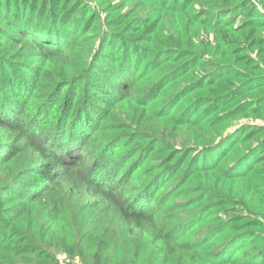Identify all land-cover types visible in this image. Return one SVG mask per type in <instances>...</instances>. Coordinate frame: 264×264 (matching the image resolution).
<instances>
[{
    "label": "trees",
    "instance_id": "16d2710c",
    "mask_svg": "<svg viewBox=\"0 0 264 264\" xmlns=\"http://www.w3.org/2000/svg\"><path fill=\"white\" fill-rule=\"evenodd\" d=\"M146 1L125 18L112 1L0 0V264H56L53 251L103 264L96 247L110 243V223L124 241L116 257L134 246L131 264L147 255L146 264H264V126L223 133L264 108V0ZM176 15L187 19L180 32L198 15L212 29L201 53L194 37L173 45L163 32ZM200 57L207 68L191 70ZM175 82L173 94L161 92ZM198 89L225 110L194 144L176 147L142 127L147 109L173 126L195 124L196 97L185 95ZM196 175L197 191L246 214L227 210L197 237L191 217L202 223L209 208L194 194L198 206L180 217L173 196Z\"/></svg>",
    "mask_w": 264,
    "mask_h": 264
},
{
    "label": "rangeland",
    "instance_id": "374dc122",
    "mask_svg": "<svg viewBox=\"0 0 264 264\" xmlns=\"http://www.w3.org/2000/svg\"><path fill=\"white\" fill-rule=\"evenodd\" d=\"M87 1H90L91 4L100 5V8L102 7L103 9H105V5H107L109 1H112L115 6L120 7V12L117 11L116 13H118L119 16L122 15V13L125 14L124 16L125 18L128 17V12H130L131 8H135L136 6L140 8H146L147 4H149L146 0H87ZM100 8L99 10H101ZM226 15L229 16V14L227 13ZM132 16L133 14H131L128 19H130ZM103 17H108V16H105V13L103 12ZM185 18L183 15H181L180 18L178 17V15L167 16V18L164 20L165 28L163 29V32L166 33V36L169 37L173 45H177V44L179 45L184 40L183 35L181 33H184L185 35L190 36V37H194L193 38V41H194L193 50L197 51L198 53H201L203 51V48L199 41L212 38V32H211L212 29L209 27H205L201 23L198 24L197 23L198 20L202 18L201 15H198L197 22L193 26L191 33L180 32L179 31L180 26L184 24L187 20ZM86 36H87L86 40L88 41L90 40L94 44L95 49L97 50L100 46L98 35H96L95 33L87 32ZM191 52L193 51H190L189 54ZM182 53H185V52H182ZM196 55L199 56V54H196ZM88 56H90V54ZM186 58L187 57L185 56L183 60H186ZM204 61L205 59H202L200 57V60L196 63V65L191 67L190 69L194 70V69L201 68V70H203L202 68H207L202 65ZM166 66L171 67L169 63ZM158 77H159L158 74L152 75V78H158ZM181 86H182V82L180 83L175 82V85H173L172 88L163 87V86H159V87L162 88L161 92H163L164 94H173L175 89ZM194 97H196V104L194 107V112L195 113L201 112L199 116L197 114L194 115V119L196 120L195 124L190 123L191 125H186L183 127L173 126L170 122H167V120L157 118L153 114H150V111L147 109L145 110V112H142V117L144 121L142 124V127L148 130L149 132L156 134L157 136L159 135L163 136L161 138H163L164 140H168V143L175 145L176 147H180V146L182 147L183 144L185 145L194 144L193 143L194 135L198 134L197 137H199V136H202V134H206V132L209 130H214L215 127H212V126L207 127V125L209 124V122H213L217 118L218 119L221 118L225 110L224 106L221 103L216 104L213 100H209L206 102L202 91L199 89L196 90V93L185 95V99H188V100H192L194 99ZM127 106L128 105L124 106V108H126ZM197 109L199 112L196 111ZM260 111L246 112L245 113L246 115L238 116L236 118L231 119L228 122V125L225 127L223 133L225 135L231 134L236 129L242 128L243 126H256V125L263 126L264 125V108L262 109L261 112ZM200 123H204L203 127H197V124H200ZM216 137H218V135ZM218 148L220 147H216L214 151H216ZM151 159L155 160L154 157H151ZM172 178L173 180H176V176ZM202 183L203 181H200L199 176L196 175L193 179H190L187 181V183H184L182 185V188H180L178 191L177 190L173 191L174 193L173 196L176 198L175 200L180 203L177 207V212H176V213L178 212L180 213V217L190 214L191 212L194 211V208L198 206L197 200L192 198L194 194H197L199 197H201L202 198L201 200L204 201L203 205L209 208L207 209V213H206V216H207L206 221H203L202 223L199 222L201 214H199L198 217H191L195 223V225L192 228V231L197 230L199 232L197 237L198 236L202 237L203 234L207 232L206 230H208L209 227L214 226L217 222L220 221V219H224L227 215V210H230L231 216L237 219H241V217L239 216L246 214V211L244 210L240 211V208H242L241 206L231 207L229 205H226V206L220 207L219 199L218 200L210 199L206 193L202 191H197L196 186ZM248 198H249V201H252L248 204L249 208L260 210V211L262 210L263 206L260 204L259 200L253 199L250 194L248 195ZM208 210L210 211L212 210L214 211V213L210 214ZM231 210H235V211L232 212ZM107 225H105V228L107 227V234H108L107 238L110 240V243L107 245L109 246L108 252L105 250L107 246H103L101 243L100 245L96 247L97 250L104 249L103 264H131V259L134 253V246L132 244L126 243L127 246H122V249L124 250L125 255H120L119 257H116L114 251L115 250L119 251L118 246L120 245V243H123L124 241H122L121 239L113 240L114 238H117L116 232H115L116 229L112 223H110V225L108 226ZM110 230L111 232H115L112 236H110ZM255 230L259 231L261 229L256 227ZM62 237L64 238V242L68 241V237L66 235ZM136 252L139 253V249ZM53 254L55 255V258H57L56 264H71V263L84 264L83 260L85 259V257L81 259L80 256L79 257L73 256L70 259L69 257L62 255L61 251H57V252L53 251ZM61 256H64V259H62L63 261L60 262L59 258ZM148 261H149L148 255L145 258L141 257L137 259L138 264H146Z\"/></svg>",
    "mask_w": 264,
    "mask_h": 264
},
{
    "label": "built area",
    "instance_id": "2783aa9c",
    "mask_svg": "<svg viewBox=\"0 0 264 264\" xmlns=\"http://www.w3.org/2000/svg\"><path fill=\"white\" fill-rule=\"evenodd\" d=\"M261 125H263V124H261ZM264 126V125H263ZM62 259H64V256H61L60 258H59V261L61 262V261H63Z\"/></svg>",
    "mask_w": 264,
    "mask_h": 264
}]
</instances>
